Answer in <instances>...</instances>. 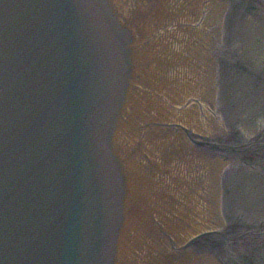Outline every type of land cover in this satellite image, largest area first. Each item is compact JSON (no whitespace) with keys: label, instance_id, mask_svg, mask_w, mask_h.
<instances>
[{"label":"water","instance_id":"water-1","mask_svg":"<svg viewBox=\"0 0 264 264\" xmlns=\"http://www.w3.org/2000/svg\"><path fill=\"white\" fill-rule=\"evenodd\" d=\"M168 4L0 0V264L178 257L153 151L173 133L156 94ZM172 154L167 144L161 158Z\"/></svg>","mask_w":264,"mask_h":264},{"label":"rangeland","instance_id":"rangeland-1","mask_svg":"<svg viewBox=\"0 0 264 264\" xmlns=\"http://www.w3.org/2000/svg\"><path fill=\"white\" fill-rule=\"evenodd\" d=\"M226 2L217 34L204 24L209 21L206 15L193 21L185 92L189 104L195 96L204 95L208 85L199 70L210 58L216 84L211 87H215L219 102L216 111L227 123L217 137L209 135V139L190 143L198 152L228 162L218 179L222 201L214 213L220 217L218 214V226L205 229L202 225L208 224L199 217L203 206L199 208L202 204L197 201V211L193 210V217L187 220L194 221L195 233L205 231L183 252L208 264L209 259L203 257L207 253L216 264H264V0ZM199 102L188 107L199 113L197 121L190 122L196 133L204 127L207 114ZM212 110L213 106L208 116L213 118ZM193 205L186 202L185 206L190 209ZM187 220L183 222L189 223Z\"/></svg>","mask_w":264,"mask_h":264},{"label":"bare ground","instance_id":"bare-ground-1","mask_svg":"<svg viewBox=\"0 0 264 264\" xmlns=\"http://www.w3.org/2000/svg\"><path fill=\"white\" fill-rule=\"evenodd\" d=\"M210 0H208L209 2ZM227 0H216V2H211L207 3L205 5V10H204V17L206 15V18L209 20L206 22V24H210V27L208 30L210 32L216 33L219 31L218 28L222 26V20L224 17V12H225V5L227 4ZM201 1L200 0H195V7L198 9V14H201ZM205 24V23H204ZM221 49V46H220ZM203 59L204 56H203ZM206 64L205 71L203 69V66ZM214 62L211 61L209 58L208 60H205L202 62L201 69L199 70V74L201 77L206 78L205 86L208 85L205 93L203 96H200L199 99H201L202 104H203V111H207V114L205 113L206 116V122H204V126L207 129L206 133L211 134L212 136H218L219 131L224 128L225 124L227 122H223L221 113L220 111H216L219 107V102L214 95L215 93V87L211 85H216L215 82L213 81V74L212 69H213ZM202 79V78H200ZM205 96V97H204ZM212 110L213 113V118L211 116H208L209 111ZM208 116V117H207ZM204 121V119H203ZM237 123V122H236ZM221 132V131H220ZM228 164L227 161L224 159H219V158H213L211 155H209L206 158L205 162V169L206 173L202 175L203 177V184H204V191L203 193V209L199 213L200 219H202L205 224L207 223L208 225H202L205 227H211L213 229L214 226H218V214L219 213H214L215 209L218 208V206H221V201H222V194L220 193V189L218 187V183L220 181L218 180L220 176L224 173L225 166ZM193 194V192H192ZM194 197H199V194H193ZM192 195V196H193ZM200 208V205H199ZM195 215V214H194ZM220 217V214H219ZM181 221V220H180ZM178 221V222H180ZM182 222H180V228L182 226ZM211 225V226H210ZM206 229V228H205ZM203 257H206V259H209V264H216L215 258L212 256V254L207 253L206 256L204 255ZM198 257H195V259L187 260L185 258H179L178 264H208L206 262H198L197 260Z\"/></svg>","mask_w":264,"mask_h":264}]
</instances>
